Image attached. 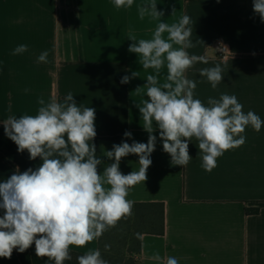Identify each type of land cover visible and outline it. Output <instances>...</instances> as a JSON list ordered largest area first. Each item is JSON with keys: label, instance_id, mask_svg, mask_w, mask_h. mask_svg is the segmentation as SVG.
<instances>
[{"label": "crops", "instance_id": "0c3cea01", "mask_svg": "<svg viewBox=\"0 0 264 264\" xmlns=\"http://www.w3.org/2000/svg\"><path fill=\"white\" fill-rule=\"evenodd\" d=\"M147 0H134L131 8L117 9L112 0H0V182L19 169H35L42 161L30 160L27 151L4 133L8 116L35 114L37 101L48 102L55 95L60 102L68 92L77 105L95 109L97 135L93 141L103 154L113 144L133 140L147 143L141 114L135 102L145 99L136 91L146 84L153 69H143L138 56L128 51L138 39L150 38L157 21L139 17L137 6ZM163 11L162 22L172 24L183 15L191 17L192 40L202 43L189 49L203 56L187 76L197 82L196 97L207 102L226 92L237 96L243 111H254L264 120V22L253 11V0H156ZM175 12L173 13V9ZM166 35V34H165ZM27 45L23 54L13 50ZM225 55H219V47ZM48 52L47 63L37 57ZM254 53V54H253ZM220 64L223 80L213 90L199 70ZM139 76L121 84L125 75ZM166 68L162 69L163 82ZM27 90V91H26ZM132 133V138L124 133ZM147 180L135 185L128 199L134 203H162L163 234H143L139 264H157L150 257H175L179 264H264V126L259 132L246 128V142L226 151L217 167L205 171L197 141L189 143L192 157L187 166L171 164L163 151L159 131ZM138 156L122 158L124 174L139 170ZM3 215V210H0ZM98 249V240L86 248L71 249L83 254ZM0 264H21L13 251L11 259Z\"/></svg>", "mask_w": 264, "mask_h": 264}, {"label": "clouds", "instance_id": "9594fccd", "mask_svg": "<svg viewBox=\"0 0 264 264\" xmlns=\"http://www.w3.org/2000/svg\"><path fill=\"white\" fill-rule=\"evenodd\" d=\"M117 9L131 8L134 0H112ZM219 2V0H217ZM140 19L145 16L157 21L150 38L137 37L131 31L128 51L138 56L143 69H153L146 84L136 91L145 99L136 103L142 127L148 133L147 143L133 140L113 144L104 156L112 161L100 172L104 161L97 156L93 143L97 132L95 109L77 105L74 94L68 92L60 102L53 95L45 102L38 99L35 114L8 116L3 121L5 135L17 145V151H27L30 160L42 163L20 172L19 169L0 182V258L11 259L13 251L24 253L35 245V255L52 264L72 260L71 249L86 248L98 240L119 221L133 214L134 201L128 199L130 190L147 180L159 131L163 151L171 157L172 165L187 166L192 157L189 143L195 139L202 168L211 172L226 151L242 146L249 126L259 132L264 120L254 111H243V104L234 94L220 93L203 102L196 97L197 82L187 72L196 63H207L203 56L190 54L202 42L192 40V20L187 14L177 22L161 21L163 11L157 10L156 0L137 6ZM253 11L264 22V0H253ZM175 8L173 9V13ZM166 34V35H165ZM27 45L17 46L12 54H23ZM254 54V53H253ZM48 52L37 57L47 63ZM166 68L163 82L162 69ZM220 64L199 70L213 90L223 80ZM139 76L125 75L121 84ZM27 91V90H26ZM124 137L131 139L126 131ZM138 156V171L124 174L122 158ZM110 245H105L107 250ZM157 264H179L175 257L162 259L159 253L150 257ZM77 264H109L99 249H90L76 256Z\"/></svg>", "mask_w": 264, "mask_h": 264}, {"label": "trees", "instance_id": "16d2710c", "mask_svg": "<svg viewBox=\"0 0 264 264\" xmlns=\"http://www.w3.org/2000/svg\"><path fill=\"white\" fill-rule=\"evenodd\" d=\"M164 208L162 203H134L133 214L122 219L98 239V249L109 264H139L140 238L143 234H163ZM110 247L105 250V245ZM21 264H52L47 258L35 255V245L24 253L15 250ZM72 260L65 264H77L78 253L71 252Z\"/></svg>", "mask_w": 264, "mask_h": 264}, {"label": "built area", "instance_id": "2783aa9c", "mask_svg": "<svg viewBox=\"0 0 264 264\" xmlns=\"http://www.w3.org/2000/svg\"><path fill=\"white\" fill-rule=\"evenodd\" d=\"M225 53H226V49H225V47H223V46H221V47H219V55H225Z\"/></svg>", "mask_w": 264, "mask_h": 264}]
</instances>
